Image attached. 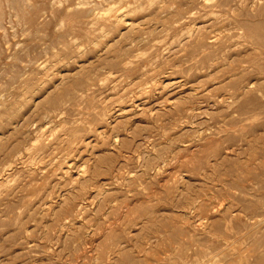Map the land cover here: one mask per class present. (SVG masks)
<instances>
[{"label": "rangeland", "instance_id": "1", "mask_svg": "<svg viewBox=\"0 0 264 264\" xmlns=\"http://www.w3.org/2000/svg\"><path fill=\"white\" fill-rule=\"evenodd\" d=\"M0 264H264V0H0Z\"/></svg>", "mask_w": 264, "mask_h": 264}, {"label": "bare ground", "instance_id": "2", "mask_svg": "<svg viewBox=\"0 0 264 264\" xmlns=\"http://www.w3.org/2000/svg\"><path fill=\"white\" fill-rule=\"evenodd\" d=\"M122 11H123V10H122ZM116 13H117L116 15H118V14L120 13V11H119V12H116ZM124 14H125V12H121V13H120V16H121V15H124ZM120 16H119V17H120ZM120 19H121V18H120Z\"/></svg>", "mask_w": 264, "mask_h": 264}]
</instances>
